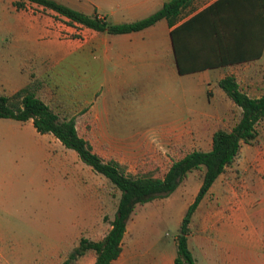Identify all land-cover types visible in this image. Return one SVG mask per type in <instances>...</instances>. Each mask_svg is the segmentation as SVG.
<instances>
[{
    "label": "rangeland",
    "instance_id": "obj_1",
    "mask_svg": "<svg viewBox=\"0 0 264 264\" xmlns=\"http://www.w3.org/2000/svg\"><path fill=\"white\" fill-rule=\"evenodd\" d=\"M19 1L0 0V93L22 87L31 75L44 80L47 65L31 66L29 59L51 48L52 39L33 24L52 22V48L57 57L63 54L58 50L63 41L81 37L84 30L27 1L17 9L14 3ZM56 1L77 4V0ZM81 54L75 52L55 65L51 75L56 86L44 80L43 97L56 112L76 117L77 104L67 103L68 97L97 99V139L105 146L90 134L93 150L105 160L126 165L131 173L162 175L172 160L192 150L210 149L212 133L219 128L229 130L239 117L240 110L231 105L223 118L198 120L190 128L175 131V125L195 120L169 116L172 86L128 88L117 98L108 94L99 61H80ZM249 90L250 96H260L264 85ZM202 99L200 95L198 105H204ZM107 104L112 112L106 111ZM257 131L256 140L242 145L235 163L215 181L195 211L188 238L199 264L209 261L205 244L215 264H220L221 228L205 225L211 209L223 213L238 208L254 222L264 221V120ZM56 144L60 143L53 136L37 134L30 121L0 119V264H64L81 238L100 240L110 228L119 193L75 151ZM202 173L191 172L169 197L135 208L126 225L133 235L126 241L138 240L134 264H146V259L154 264L164 254L175 255L179 225L197 194ZM251 229L249 222H243L241 232L249 238L256 233L264 246V229L257 224L256 232ZM93 259L94 254L88 252L71 264H91Z\"/></svg>",
    "mask_w": 264,
    "mask_h": 264
},
{
    "label": "crops",
    "instance_id": "obj_2",
    "mask_svg": "<svg viewBox=\"0 0 264 264\" xmlns=\"http://www.w3.org/2000/svg\"><path fill=\"white\" fill-rule=\"evenodd\" d=\"M167 1L77 0L76 5L67 6L86 15H96L110 23L120 24L144 19ZM32 26L42 34H50V44L54 46L51 21ZM51 48L34 55L29 63L31 66L39 63L47 65L44 80L52 86H56L51 75L55 65L80 51H83L79 56L80 61H99L108 94L117 98L128 88L175 86L168 91L169 116L195 120L191 124L175 125L174 130L181 132L197 124L198 120L223 118L230 106H234L217 86L225 76H234L248 95L250 87L264 85V0H192L172 26L166 20H160L143 30L125 34H107L84 28L81 37L63 41L58 49L63 53L60 57ZM179 70L189 73L181 74ZM22 87L0 95H10ZM200 95L204 105L197 103ZM96 100L86 97L74 100L68 97L65 101L69 104L76 102L78 123L87 120V124L80 127V133L88 136L92 134L97 139L100 113L96 108ZM112 110L108 105L106 111ZM47 136L49 138L51 135ZM97 141L104 145L100 140ZM56 145L61 146V143ZM248 216L238 208L223 213L211 209L207 215L205 225L213 230L220 227L222 231L220 264H264L262 239L256 233L249 238L248 233L241 232L243 222H249L251 231L256 232L255 225L264 229V221L254 222ZM131 235V230L126 226L121 253L110 264L135 263L138 240L132 238L126 241V237ZM205 246V255L209 259L205 264H215L213 253L208 250L210 246ZM174 258L175 255L164 254L153 263L173 264ZM194 259L199 264L198 259ZM93 262L94 259L91 264ZM151 263V260L146 259V264Z\"/></svg>",
    "mask_w": 264,
    "mask_h": 264
},
{
    "label": "trees",
    "instance_id": "obj_3",
    "mask_svg": "<svg viewBox=\"0 0 264 264\" xmlns=\"http://www.w3.org/2000/svg\"><path fill=\"white\" fill-rule=\"evenodd\" d=\"M25 1L52 11L65 19L69 26L79 25L107 34H125L143 30L160 20H166L172 26L192 0H169L144 19L120 24L110 23L96 15H86L56 0H20L14 6L21 9ZM179 73L189 72L179 70ZM217 86L240 110L237 121L229 130L219 128L212 133L209 150H192L172 160L160 176L143 171L131 173L126 165L114 159L105 160L95 153L88 135L80 133V127L87 124V120L78 123L75 115L56 112L43 97L46 82L42 78L31 75L28 83L21 89L10 95H0V119H12L21 123L30 121L37 134L51 135L64 148L75 151L86 166L104 177L119 193L114 218L109 222L110 228L104 237L97 241L81 238L64 264H71L88 252L94 254L93 264H110L116 260L121 253L127 222L135 208L169 197L191 172L202 170L197 194L179 225L173 263L196 264L188 247L190 225L195 211L217 178L235 163L242 145H250L256 140L257 127L264 120V94L259 97L248 95L232 75L225 76Z\"/></svg>",
    "mask_w": 264,
    "mask_h": 264
}]
</instances>
